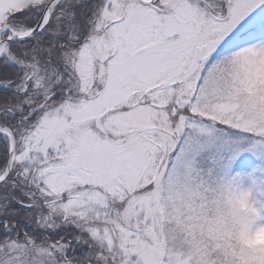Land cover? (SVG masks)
Segmentation results:
<instances>
[{
  "label": "snow or ice",
  "instance_id": "snow-or-ice-1",
  "mask_svg": "<svg viewBox=\"0 0 264 264\" xmlns=\"http://www.w3.org/2000/svg\"><path fill=\"white\" fill-rule=\"evenodd\" d=\"M0 264H264V0H0Z\"/></svg>",
  "mask_w": 264,
  "mask_h": 264
}]
</instances>
